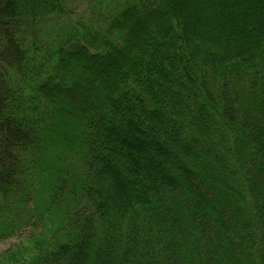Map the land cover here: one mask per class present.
<instances>
[{"label": "trees", "instance_id": "16d2710c", "mask_svg": "<svg viewBox=\"0 0 264 264\" xmlns=\"http://www.w3.org/2000/svg\"><path fill=\"white\" fill-rule=\"evenodd\" d=\"M64 2L0 0V264H264V0Z\"/></svg>", "mask_w": 264, "mask_h": 264}, {"label": "rangeland", "instance_id": "374dc122", "mask_svg": "<svg viewBox=\"0 0 264 264\" xmlns=\"http://www.w3.org/2000/svg\"><path fill=\"white\" fill-rule=\"evenodd\" d=\"M90 0H65L63 10V20L66 22L77 21L82 17L83 12L90 5ZM87 16V13H85ZM16 243L15 238H11L0 243V256Z\"/></svg>", "mask_w": 264, "mask_h": 264}]
</instances>
